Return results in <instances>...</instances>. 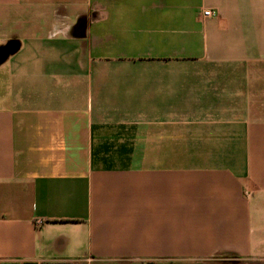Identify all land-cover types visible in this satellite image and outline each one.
Returning <instances> with one entry per match:
<instances>
[{
  "label": "crops",
  "instance_id": "1",
  "mask_svg": "<svg viewBox=\"0 0 264 264\" xmlns=\"http://www.w3.org/2000/svg\"><path fill=\"white\" fill-rule=\"evenodd\" d=\"M0 264H264V0H0Z\"/></svg>",
  "mask_w": 264,
  "mask_h": 264
},
{
  "label": "built area",
  "instance_id": "2",
  "mask_svg": "<svg viewBox=\"0 0 264 264\" xmlns=\"http://www.w3.org/2000/svg\"><path fill=\"white\" fill-rule=\"evenodd\" d=\"M213 14L214 13L211 10H209V9H206V10L203 11V15L204 16H211ZM38 222H41V221H38Z\"/></svg>",
  "mask_w": 264,
  "mask_h": 264
}]
</instances>
